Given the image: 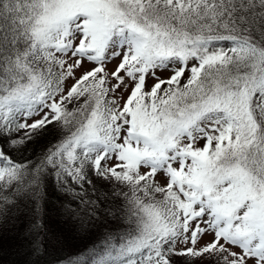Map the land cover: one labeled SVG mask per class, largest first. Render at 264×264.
I'll return each instance as SVG.
<instances>
[{"label":"snow or ice","instance_id":"6c2138e0","mask_svg":"<svg viewBox=\"0 0 264 264\" xmlns=\"http://www.w3.org/2000/svg\"><path fill=\"white\" fill-rule=\"evenodd\" d=\"M53 174L117 224L54 264H264V0H0V252L29 201L47 253Z\"/></svg>","mask_w":264,"mask_h":264},{"label":"trees","instance_id":"16d2710c","mask_svg":"<svg viewBox=\"0 0 264 264\" xmlns=\"http://www.w3.org/2000/svg\"><path fill=\"white\" fill-rule=\"evenodd\" d=\"M220 46H225L221 44ZM149 85L151 83H148ZM71 109L73 105H68ZM55 141V130L46 136L44 139L28 145V150L23 153H13V157L17 162L24 160H34L36 155L49 142ZM201 141V145H203ZM101 191L104 188L97 184ZM85 190L92 199L96 198L97 193L91 190L90 185H85ZM46 198L43 201L44 205V224L48 232L47 238V253L39 258L30 256L28 252V239L25 235V230L28 227L32 217L29 213L31 202L25 201L21 208L23 211L11 218L3 242V251L0 252V264H54L58 257L64 256L67 253L75 252L85 245L92 244L97 241L100 234L105 230L115 229L116 222L108 219V223L103 226L92 228L89 232H81L78 229V222L68 219L64 214L61 205L68 202V197L65 196L64 190L60 188V181L53 175H49L45 182ZM88 197L86 196L85 199ZM75 207V204L72 205ZM83 207V206H81ZM101 215H103L101 213ZM178 264H183L178 261ZM196 264H200L199 261Z\"/></svg>","mask_w":264,"mask_h":264},{"label":"rangeland","instance_id":"374dc122","mask_svg":"<svg viewBox=\"0 0 264 264\" xmlns=\"http://www.w3.org/2000/svg\"><path fill=\"white\" fill-rule=\"evenodd\" d=\"M222 44H226V42L225 43H222ZM119 62V60H118V58H117V60H114V61H111V62H108L107 63V69L108 70H113L114 68H115V65L117 64ZM87 67H90L91 65H86ZM78 74H79V72H78ZM158 75H161L162 77H167V75H168V73L167 72H164V73H157ZM114 82V81H113ZM67 83H70V82H66V86H67ZM147 83H153V81H152V79H151V77H149L148 78V80H147ZM199 144L201 145V141L199 142ZM210 239V237L209 236H204L202 239H201V243H204L205 241H207V240H209Z\"/></svg>","mask_w":264,"mask_h":264}]
</instances>
